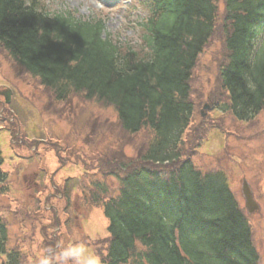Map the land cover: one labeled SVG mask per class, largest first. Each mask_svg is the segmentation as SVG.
Instances as JSON below:
<instances>
[{
	"label": "trees",
	"instance_id": "16d2710c",
	"mask_svg": "<svg viewBox=\"0 0 264 264\" xmlns=\"http://www.w3.org/2000/svg\"><path fill=\"white\" fill-rule=\"evenodd\" d=\"M223 1L220 16L218 0H142L148 10L124 39L107 32L103 17L52 11L46 0H0V45L57 101L83 94L112 105L123 131L153 132L144 164L126 171L118 194L102 203L108 264L260 263L230 187L184 156L196 112L191 81L218 21L228 50L220 104L243 122L264 110V0ZM3 163L0 151V184L9 180ZM9 239L0 215V256L19 264Z\"/></svg>",
	"mask_w": 264,
	"mask_h": 264
},
{
	"label": "rangeland",
	"instance_id": "374dc122",
	"mask_svg": "<svg viewBox=\"0 0 264 264\" xmlns=\"http://www.w3.org/2000/svg\"><path fill=\"white\" fill-rule=\"evenodd\" d=\"M137 1L46 3L52 11H70L85 19L103 17L107 32L130 39L148 10ZM217 5L222 16L224 1L218 0ZM224 37L218 21L194 72L191 99L196 112L185 138L184 156L203 171L226 173L251 223L260 264H264V110L243 122L220 104L224 92L219 68L228 56ZM8 88L11 103L0 96V151L3 169L9 172L8 182L0 184V215L8 225L9 249L20 252L19 264H33L36 252L53 246L56 239L67 241L77 234L108 264L109 222L102 203L118 194L121 175L144 164L141 157L153 132L123 131L112 105L83 94L57 101L38 77L0 45V89ZM151 167L168 174L173 166ZM244 179L259 204L255 213L245 208ZM6 262L7 256H0V264Z\"/></svg>",
	"mask_w": 264,
	"mask_h": 264
},
{
	"label": "clouds",
	"instance_id": "9594fccd",
	"mask_svg": "<svg viewBox=\"0 0 264 264\" xmlns=\"http://www.w3.org/2000/svg\"><path fill=\"white\" fill-rule=\"evenodd\" d=\"M34 264H104V261L95 249L74 234L67 241L56 239L53 246L36 252Z\"/></svg>",
	"mask_w": 264,
	"mask_h": 264
},
{
	"label": "water",
	"instance_id": "95a60500",
	"mask_svg": "<svg viewBox=\"0 0 264 264\" xmlns=\"http://www.w3.org/2000/svg\"><path fill=\"white\" fill-rule=\"evenodd\" d=\"M5 95L6 101L9 102L10 101V91H5L3 93ZM243 193L244 196L246 198V203H247V207L250 211L254 210L257 208V205L253 199V193L247 183V181L243 182Z\"/></svg>",
	"mask_w": 264,
	"mask_h": 264
}]
</instances>
